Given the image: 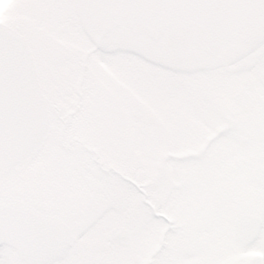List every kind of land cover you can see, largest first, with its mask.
<instances>
[{"label":"snow or ice","instance_id":"1","mask_svg":"<svg viewBox=\"0 0 264 264\" xmlns=\"http://www.w3.org/2000/svg\"><path fill=\"white\" fill-rule=\"evenodd\" d=\"M0 264H264V0H0Z\"/></svg>","mask_w":264,"mask_h":264}]
</instances>
